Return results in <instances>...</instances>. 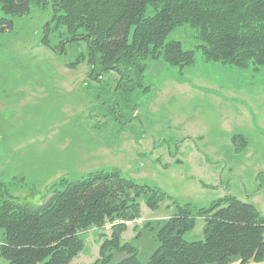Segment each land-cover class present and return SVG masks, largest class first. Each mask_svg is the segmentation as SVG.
<instances>
[{
  "label": "rangeland",
  "instance_id": "374dc122",
  "mask_svg": "<svg viewBox=\"0 0 264 264\" xmlns=\"http://www.w3.org/2000/svg\"><path fill=\"white\" fill-rule=\"evenodd\" d=\"M50 20L48 11L33 8L12 17V27L0 32L1 181L22 179L23 184L15 182L17 194L31 204L46 200L52 182L100 169H117L161 189L169 199L152 211L141 197L140 216L125 223L120 235L137 250L140 264L157 249V232L175 213L173 202L207 207L233 196L264 216V68L255 72L252 65L236 69L207 62L198 51L181 74L160 61L150 63L143 79L149 89L136 93L132 126L143 132L137 140L112 122L96 128L103 120L91 116L100 102L90 90L100 85L88 80L86 58L75 68L67 66L71 47L59 56L41 45ZM47 39L57 44L53 34ZM168 39L195 48L190 31L172 32ZM81 49L85 52L84 44ZM112 225L85 231L83 248L69 264L98 259L102 236L111 235ZM203 227L198 218L184 239L202 240ZM0 264H5L1 257ZM226 264H239V258Z\"/></svg>",
  "mask_w": 264,
  "mask_h": 264
},
{
  "label": "trees",
  "instance_id": "16d2710c",
  "mask_svg": "<svg viewBox=\"0 0 264 264\" xmlns=\"http://www.w3.org/2000/svg\"><path fill=\"white\" fill-rule=\"evenodd\" d=\"M33 8L48 11L52 19L43 27L42 46L59 56L71 47L70 68L87 59L88 80L100 85L90 90L100 102L91 116L103 120L96 128L112 122L137 140L143 132L132 126L136 93L149 89L143 79L150 63L160 61L181 74L195 63L198 51L207 62L236 69L252 65L255 72L264 68V0H0V32L12 27V17ZM175 31H190L195 48L183 49L180 41L168 39ZM48 33L57 44L48 42ZM15 182L23 181L0 180L5 264H69L83 248L81 235L106 222L113 224L111 235L102 236L99 257L91 264H140L137 250L120 238L125 223L140 216L141 197L152 211L169 199L161 189L136 183L117 169L77 180L62 177L36 204L22 200ZM173 205L175 213L159 228L158 247L146 264H226L234 257L239 264L264 261V216L252 204L224 196L207 207ZM198 218L204 221L203 239L186 241Z\"/></svg>",
  "mask_w": 264,
  "mask_h": 264
},
{
  "label": "water",
  "instance_id": "95a60500",
  "mask_svg": "<svg viewBox=\"0 0 264 264\" xmlns=\"http://www.w3.org/2000/svg\"><path fill=\"white\" fill-rule=\"evenodd\" d=\"M51 20H52V19H51ZM51 20H50V21H51ZM47 24H48V23H47ZM47 24H46V26H47ZM45 36H46V34H44L43 38H45ZM86 45H87V44H86ZM60 53H61V52H60ZM60 53H59V54H60ZM109 70L112 71V70H114V68L111 67V68H109ZM92 71H93V70L91 69V72H92Z\"/></svg>",
  "mask_w": 264,
  "mask_h": 264
}]
</instances>
